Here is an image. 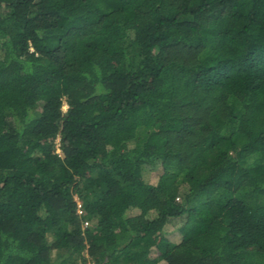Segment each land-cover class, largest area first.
I'll return each mask as SVG.
<instances>
[{
    "label": "trees",
    "instance_id": "16d2710c",
    "mask_svg": "<svg viewBox=\"0 0 264 264\" xmlns=\"http://www.w3.org/2000/svg\"><path fill=\"white\" fill-rule=\"evenodd\" d=\"M88 262L264 264V0H0V264Z\"/></svg>",
    "mask_w": 264,
    "mask_h": 264
},
{
    "label": "rangeland",
    "instance_id": "374dc122",
    "mask_svg": "<svg viewBox=\"0 0 264 264\" xmlns=\"http://www.w3.org/2000/svg\"><path fill=\"white\" fill-rule=\"evenodd\" d=\"M66 108H67V106H66V104H64L63 107H62L63 111L66 110ZM56 140H57V142H58V139H56ZM57 152L60 153V150L58 149ZM179 178H180V177H179ZM181 190H183V185H182V187H181ZM75 199L78 200L77 196H75ZM63 253H64V251H59V252H58V255H62ZM87 264H92V263H91V262H88Z\"/></svg>",
    "mask_w": 264,
    "mask_h": 264
},
{
    "label": "built area",
    "instance_id": "2783aa9c",
    "mask_svg": "<svg viewBox=\"0 0 264 264\" xmlns=\"http://www.w3.org/2000/svg\"><path fill=\"white\" fill-rule=\"evenodd\" d=\"M76 201H77V206H78V208H80V205H81V204H80V201H79V200H76ZM84 224L86 225L87 222H85Z\"/></svg>",
    "mask_w": 264,
    "mask_h": 264
}]
</instances>
